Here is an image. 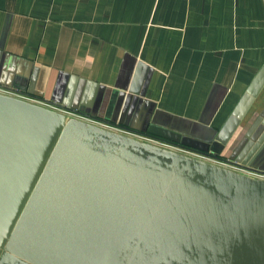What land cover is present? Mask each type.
<instances>
[{
    "label": "crops",
    "instance_id": "1",
    "mask_svg": "<svg viewBox=\"0 0 264 264\" xmlns=\"http://www.w3.org/2000/svg\"><path fill=\"white\" fill-rule=\"evenodd\" d=\"M1 88L264 171V0H0Z\"/></svg>",
    "mask_w": 264,
    "mask_h": 264
},
{
    "label": "water",
    "instance_id": "2",
    "mask_svg": "<svg viewBox=\"0 0 264 264\" xmlns=\"http://www.w3.org/2000/svg\"><path fill=\"white\" fill-rule=\"evenodd\" d=\"M0 264H264V178L0 92Z\"/></svg>",
    "mask_w": 264,
    "mask_h": 264
},
{
    "label": "built area",
    "instance_id": "3",
    "mask_svg": "<svg viewBox=\"0 0 264 264\" xmlns=\"http://www.w3.org/2000/svg\"><path fill=\"white\" fill-rule=\"evenodd\" d=\"M0 90H3L2 88L0 89ZM156 142H158L159 144H162V145H165V146H168V147H172V148H175V149H177V150H182L183 152L184 151H186V150H184V149H182V148H179V147H177V146H175V145H173V144H168V143H166V142H162V141H159V140H155ZM187 152H190V151H187ZM192 155H199V156H202V155H200V154H198V153H194V152H192L191 153ZM190 155V154H189ZM202 157H204V158H206V159H209V158H207V157H205V156H202ZM210 160H212V159H210ZM215 161V160H214ZM224 164V163H223ZM228 165V164H227ZM229 166H232V165H229ZM232 167H235V168H237V169H240V170H245V171H248V170H246V169H244V168H241V167H238V166H232ZM248 172H250V171H248ZM251 173V172H250Z\"/></svg>",
    "mask_w": 264,
    "mask_h": 264
},
{
    "label": "rangeland",
    "instance_id": "4",
    "mask_svg": "<svg viewBox=\"0 0 264 264\" xmlns=\"http://www.w3.org/2000/svg\"><path fill=\"white\" fill-rule=\"evenodd\" d=\"M143 141H145V140H143ZM146 142H148V141H146ZM154 144V143H153ZM156 145H159V146H161V147H164V148H168V149H171V150H174V151H179V150H177V149H175V148H172L171 146L170 147H168V146H165V145H162V144H156ZM181 152V151H180ZM192 157H195V158H199V159H202V160H206V161H208V162H212V163H215L213 160H210V159H206V158H204V157H202V156H199V155H191ZM215 164H217V163H215ZM241 173H243V172H241ZM246 174V173H245ZM250 175V174H249ZM252 176V175H251ZM255 176H257V177H259L258 175H255Z\"/></svg>",
    "mask_w": 264,
    "mask_h": 264
}]
</instances>
